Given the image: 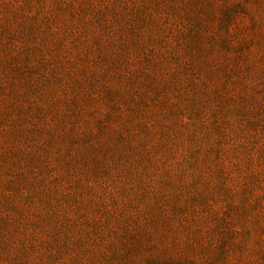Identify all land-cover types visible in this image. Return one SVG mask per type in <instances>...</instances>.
<instances>
[{"label": "rangeland", "instance_id": "rangeland-1", "mask_svg": "<svg viewBox=\"0 0 264 264\" xmlns=\"http://www.w3.org/2000/svg\"><path fill=\"white\" fill-rule=\"evenodd\" d=\"M0 264H264V0H0Z\"/></svg>", "mask_w": 264, "mask_h": 264}]
</instances>
